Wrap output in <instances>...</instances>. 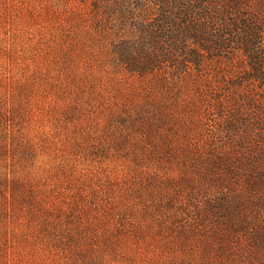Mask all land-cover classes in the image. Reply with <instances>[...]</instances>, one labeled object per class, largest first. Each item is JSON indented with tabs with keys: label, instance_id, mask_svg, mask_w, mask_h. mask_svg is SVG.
<instances>
[{
	"label": "rangeland",
	"instance_id": "rangeland-1",
	"mask_svg": "<svg viewBox=\"0 0 264 264\" xmlns=\"http://www.w3.org/2000/svg\"><path fill=\"white\" fill-rule=\"evenodd\" d=\"M140 5L0 0V264H264V79L187 38L130 67L116 46L152 23Z\"/></svg>",
	"mask_w": 264,
	"mask_h": 264
},
{
	"label": "trees",
	"instance_id": "trees-1",
	"mask_svg": "<svg viewBox=\"0 0 264 264\" xmlns=\"http://www.w3.org/2000/svg\"><path fill=\"white\" fill-rule=\"evenodd\" d=\"M256 1L255 4L260 6L259 9L264 8V0ZM215 4H218L219 7H215L213 10L212 7ZM250 6L251 0H141L140 7H152L156 11L152 23L149 22L147 27L140 24L139 38L137 37L135 41L121 42L116 48L119 51L124 49L121 54L122 62L130 67H135L134 69L145 71L155 67L154 61L158 57L160 44L166 43V41L174 44L179 42L180 38H187L192 40L194 45L203 52L226 51L227 48L241 51L253 60L255 78L264 79V52L250 50V47L260 43V39L263 37L264 30L259 29L257 24L264 26V16L257 18L253 13L247 12L236 17L234 23H227L224 20L228 9L238 11ZM200 12L203 14H199ZM224 29L231 31L234 29V32L228 34ZM228 44L229 46H227ZM180 51H182L181 46H177L171 52L165 53V56L169 59L170 56L178 55ZM185 55L187 58L181 62V67L187 63L200 64L199 55L194 50L185 51ZM241 125L248 129L245 122ZM242 154L244 152L235 150L232 156L221 159L222 163L231 166L228 174H233L235 178L245 177L243 171L246 170L247 161ZM239 156L241 158H238ZM231 185L236 184L235 182L232 184L230 181L225 185V197L222 202L227 201L232 204L231 208L235 209L240 200H243L245 192L243 190L240 192L238 189L237 191L240 193H234Z\"/></svg>",
	"mask_w": 264,
	"mask_h": 264
}]
</instances>
